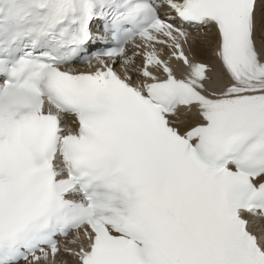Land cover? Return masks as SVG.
I'll list each match as a JSON object with an SVG mask.
<instances>
[{"label":"snow or ice","instance_id":"1","mask_svg":"<svg viewBox=\"0 0 264 264\" xmlns=\"http://www.w3.org/2000/svg\"><path fill=\"white\" fill-rule=\"evenodd\" d=\"M0 264H264V0H0Z\"/></svg>","mask_w":264,"mask_h":264}]
</instances>
